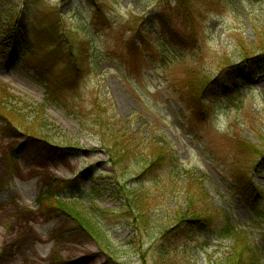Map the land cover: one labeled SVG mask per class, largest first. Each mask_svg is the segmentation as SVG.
<instances>
[{"label":"rangeland","instance_id":"374dc122","mask_svg":"<svg viewBox=\"0 0 264 264\" xmlns=\"http://www.w3.org/2000/svg\"><path fill=\"white\" fill-rule=\"evenodd\" d=\"M188 1L189 25L173 0H0V100L7 113L0 116V264L236 263L233 238L187 228L161 241L200 184L191 176L212 199L213 223L225 217L264 247V220L254 218L264 210V163L252 168L254 157L238 150L247 142L264 153V65L255 44L264 37V0ZM54 26V38L67 44L62 56L72 43L81 68L69 88L59 86L69 72L48 54L55 47L46 33ZM246 52L256 56L252 73L242 65ZM40 62L41 71L32 68ZM226 65L239 79L234 92L201 100L197 115L188 82H196L194 74L215 78ZM94 101L129 145L118 165L76 117L81 111L86 121ZM35 126V137L28 136ZM152 139L167 143L173 163L138 179L145 163L135 146L154 150L146 142ZM233 173L248 175L258 194L237 189ZM52 180L67 182L59 200L93 216L110 250L55 208L57 198L40 208ZM138 196L147 208L142 221L126 207Z\"/></svg>","mask_w":264,"mask_h":264},{"label":"trees","instance_id":"16d2710c","mask_svg":"<svg viewBox=\"0 0 264 264\" xmlns=\"http://www.w3.org/2000/svg\"><path fill=\"white\" fill-rule=\"evenodd\" d=\"M173 1L175 5L173 9L174 11H176L177 15H179L178 17H180V19L184 24L189 22L191 18L189 1L188 0H173ZM93 6L97 8L95 4ZM98 18L99 15L95 14L93 21L95 23H98ZM160 21L163 24H166L164 22H168V12L166 13L165 17L164 15L161 16ZM20 23L23 25L22 22ZM189 24L190 23H187L186 25ZM56 29L57 27L54 26L51 28V30L48 33H46L47 34L46 36L52 40L50 45L55 47L54 51H51L48 54L49 56L53 57L54 61L62 63L63 66L66 68V70L69 72V75L67 77L59 81V86L66 85V87L69 88L79 78L81 68L80 65H78V63L75 60L77 56L72 53L71 50L72 43H69L70 52L67 55H64V57L62 56V50L67 44L63 43L59 37L54 38V33ZM135 32L140 36L141 34L140 31L136 30ZM261 37L264 38L263 36H258V38L260 39L256 41L255 44H256V49L259 50L260 52L259 55H261L260 58L262 57V62L264 65V40ZM133 43H134V38L131 40L130 44L132 47H135L136 45H134ZM29 54L35 56L36 52L32 51ZM40 60L42 61V59ZM242 60L244 63L242 65L246 66V72L250 71V73H252L253 70L252 67L256 62V56L246 52ZM42 67L43 64L42 62H40L37 65L33 66L32 68L37 71H41ZM239 67L242 66L240 65ZM193 78H196V82L191 84L188 82V87L190 89L192 100L195 101L197 105V115L204 112V105L201 102V100L210 98L215 93H217V91H222L223 94L229 95L234 92L235 83L239 81L238 77L235 76V70L234 68L231 67V65H226L221 67L215 78H208L200 74H194ZM55 88L59 89L58 87ZM68 91L71 92L69 89ZM49 94L53 95V91H49ZM93 105H94V111H91L89 113V116L86 121L83 120V115H82L83 113L81 111L75 113L76 117L80 119L81 125L86 128L88 133L93 134L100 139L103 149L110 157V160H112L111 162L114 165H118L120 162L126 159L128 155H130L129 145H127L126 142L127 140L124 138L120 140L118 139L120 137L118 138L116 137L114 130L110 128L109 125L104 121L103 118L104 115L101 113L102 111L101 106L98 105L96 101L93 102ZM3 113L6 114L5 115L6 117L7 113H5V108L4 106H2V101L0 100L1 117H4ZM26 132L28 136L35 137L36 126L30 127ZM148 141L150 143H148ZM146 142L148 144V147L149 144H155L156 147L150 145V147L153 148L154 150L150 151V149L148 148L149 150L147 152L144 151L142 152L140 150V146L136 144L135 152L137 153L135 157H138L141 162L145 163V166L140 167V171L136 173V178L138 179H143L149 177V175H152L163 165L162 163L165 160H167V162L173 163L172 150L169 148V146L165 141L161 139H152V140H146ZM238 150L240 151V153L246 154L249 158L254 157L251 163L252 168L260 166L264 163V153L257 151L255 147L251 146L247 142H240ZM256 158L258 159L255 162ZM229 179L232 180L234 186L237 187V189H239L242 193L250 197L256 196L258 194L256 192V186L254 185V183H252L251 179L248 178V175H245L244 173H240V174L233 173L231 174ZM187 180H189V182L191 183L198 182L200 184L194 183V184H198L199 186L198 188L193 189V191L190 193L186 209L184 211L181 212L177 211L175 213L176 215H183V216L181 217L179 216L180 218L177 220L173 228L170 229L169 231H166L163 234L161 241L166 240L168 238L167 237L168 235H171L170 238L180 237L183 235L184 229L187 228H192L198 231H207L220 239L233 238L234 240H236V246L234 250L237 253L240 250V253L237 256L238 259L237 262L234 264H264V247H259L252 239L250 240L249 233H246L244 231H237L236 229L230 227L229 222L225 217H223L224 220L223 218L221 219L219 226L213 223L211 221L212 199L204 191L202 182L195 179L192 176L188 177ZM51 182H52L51 193H48L45 198L43 197L38 200V204L40 208L51 207L47 203L53 202L54 198H57L58 201H54L56 202L55 205L57 206L55 208L66 212L67 215L75 223H77L78 227L87 236H90L92 239L96 240V242H98L101 246L110 250L111 244L106 239L102 227L99 226V223L96 221V219L93 216L86 217V215H80L79 212L76 211L77 209L75 208V206L73 205L65 206L59 200L58 190L63 191L62 186L67 182L59 181V180H52ZM138 197H133L132 199L127 200L126 207L128 209L133 207V209L137 212V215H139V217L137 218L141 219L142 221V219L144 218V217L142 218V216H145L147 214V208L144 205V200ZM254 218L257 220L260 219L264 220V210L257 211V213L254 215Z\"/></svg>","mask_w":264,"mask_h":264}]
</instances>
